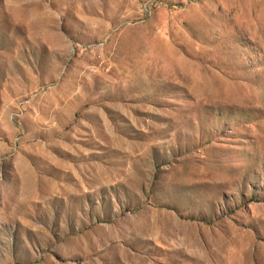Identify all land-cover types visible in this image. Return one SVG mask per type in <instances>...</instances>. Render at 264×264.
Returning a JSON list of instances; mask_svg holds the SVG:
<instances>
[{
  "label": "rangeland",
  "instance_id": "rangeland-1",
  "mask_svg": "<svg viewBox=\"0 0 264 264\" xmlns=\"http://www.w3.org/2000/svg\"><path fill=\"white\" fill-rule=\"evenodd\" d=\"M0 264H264V0H0Z\"/></svg>",
  "mask_w": 264,
  "mask_h": 264
}]
</instances>
